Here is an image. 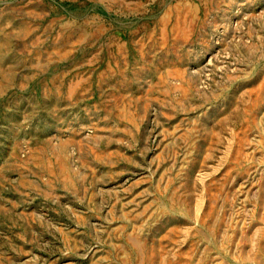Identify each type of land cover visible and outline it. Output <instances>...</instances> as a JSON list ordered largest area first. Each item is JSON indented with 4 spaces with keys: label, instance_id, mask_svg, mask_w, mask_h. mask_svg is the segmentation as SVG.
Returning <instances> with one entry per match:
<instances>
[{
    "label": "rangeland",
    "instance_id": "374dc122",
    "mask_svg": "<svg viewBox=\"0 0 264 264\" xmlns=\"http://www.w3.org/2000/svg\"><path fill=\"white\" fill-rule=\"evenodd\" d=\"M0 264H264V0H0Z\"/></svg>",
    "mask_w": 264,
    "mask_h": 264
}]
</instances>
